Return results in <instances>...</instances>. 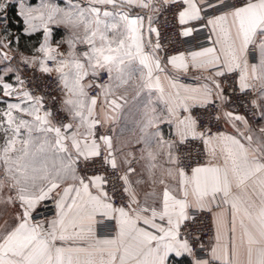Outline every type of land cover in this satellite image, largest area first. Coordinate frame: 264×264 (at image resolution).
Instances as JSON below:
<instances>
[{"label":"snow or ice","instance_id":"1","mask_svg":"<svg viewBox=\"0 0 264 264\" xmlns=\"http://www.w3.org/2000/svg\"><path fill=\"white\" fill-rule=\"evenodd\" d=\"M13 17L39 34L30 56ZM143 90L163 108L116 138ZM173 261L264 264V0H0V264Z\"/></svg>","mask_w":264,"mask_h":264},{"label":"crops","instance_id":"2","mask_svg":"<svg viewBox=\"0 0 264 264\" xmlns=\"http://www.w3.org/2000/svg\"><path fill=\"white\" fill-rule=\"evenodd\" d=\"M12 24H13L12 31L14 35H17L19 37L18 40L19 52L22 53L24 56L32 55L35 49L38 47L39 34L36 33L31 35L25 34L22 31V24L20 25H18L17 23H12ZM62 35H63V29H59L57 30L55 38L60 39ZM194 75H196V73L192 72L182 77L193 79ZM182 82L193 84L187 81H182ZM164 84L165 87H167L166 81L164 82ZM156 97H157V93L155 92V90H153L152 92H149L148 90H143L139 93V95H136L134 92L130 91L126 101L122 102L123 107L116 114L117 119L115 121H110L108 124V129L112 132V135H114L118 139L121 137H131L137 135L138 127H139L138 122L141 118V114L143 112L144 106L148 105L151 102L155 106L159 108H163V105L159 104ZM98 110H100L99 107ZM162 127L164 128L165 133L171 131L166 124L162 125ZM113 129L114 131H112ZM173 264H175V261H173Z\"/></svg>","mask_w":264,"mask_h":264},{"label":"built area","instance_id":"3","mask_svg":"<svg viewBox=\"0 0 264 264\" xmlns=\"http://www.w3.org/2000/svg\"><path fill=\"white\" fill-rule=\"evenodd\" d=\"M166 20H167V14H165V17L161 18V21H160L161 24H165ZM165 27H170V21L167 24H165ZM202 40H203V37L198 36L195 41L189 40L187 43H184L183 41L177 42V37L175 36V33L173 32V33H171V38L168 40V43L173 45L176 49L184 50L185 48H188L190 46V44H193V43L199 44ZM23 75L28 76V77H32L33 72L31 69H29L27 72L23 73ZM35 76L40 77L41 74L39 72H36ZM233 79H234V77H229L227 80H225L223 83V87L226 89V93L232 96L233 103L229 107H235L237 109V111H239L243 114L246 110V107H247L246 101H245V99L241 98L239 92L233 93L232 87H231V85H233ZM181 80L187 81L190 83H195V81L193 79L187 78V77H182ZM39 85H40V88L42 91H51L53 94H56L55 85L52 83L51 77L44 76L41 80H39ZM209 111H211V109ZM196 114L202 115L203 109L197 110ZM202 119L204 120L205 123H208L211 120L213 130L214 131L216 130V126H217L216 122L211 119L210 115L203 114ZM220 126L223 127V125H220ZM110 134H112L111 131H110ZM196 152L201 153V158H202V153H203L202 148L196 147L194 149L193 154L195 155ZM38 211H41L42 214H43V212H47L48 216H51L52 212L54 211V205L52 202L49 201V202H47L46 205H43L41 207V209ZM201 217H202V223L210 226L211 214L204 212V213H201ZM203 239L205 241L209 240V233H208L207 227H205V229H204Z\"/></svg>","mask_w":264,"mask_h":264},{"label":"rangeland","instance_id":"4","mask_svg":"<svg viewBox=\"0 0 264 264\" xmlns=\"http://www.w3.org/2000/svg\"><path fill=\"white\" fill-rule=\"evenodd\" d=\"M15 21V22H14ZM12 23H16V19H15V17H13V22Z\"/></svg>","mask_w":264,"mask_h":264}]
</instances>
